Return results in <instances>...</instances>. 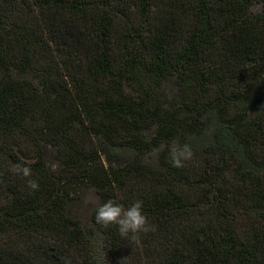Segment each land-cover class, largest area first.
<instances>
[{"label": "trees", "instance_id": "trees-1", "mask_svg": "<svg viewBox=\"0 0 264 264\" xmlns=\"http://www.w3.org/2000/svg\"><path fill=\"white\" fill-rule=\"evenodd\" d=\"M77 186L154 230L84 225ZM0 264H264V0H0Z\"/></svg>", "mask_w": 264, "mask_h": 264}, {"label": "clouds", "instance_id": "clouds-1", "mask_svg": "<svg viewBox=\"0 0 264 264\" xmlns=\"http://www.w3.org/2000/svg\"><path fill=\"white\" fill-rule=\"evenodd\" d=\"M194 151L190 144L180 145L175 143L170 149V159L174 167L181 168L186 161L192 160ZM17 174L26 178V186L32 191L39 189L37 181L27 179L31 176V169L26 164L16 165ZM143 201H135L129 208L117 203L114 199H109L96 209L95 220L98 224L107 227L116 225L121 236L136 239L137 234L154 230L147 216L142 212Z\"/></svg>", "mask_w": 264, "mask_h": 264}, {"label": "rangeland", "instance_id": "rangeland-1", "mask_svg": "<svg viewBox=\"0 0 264 264\" xmlns=\"http://www.w3.org/2000/svg\"><path fill=\"white\" fill-rule=\"evenodd\" d=\"M164 92L168 96V102L176 103L177 101V87L174 80L168 81L164 85ZM169 104V103H168ZM167 104V105H168ZM151 137V133L149 134ZM159 153L160 150H155L143 157V160L154 167H157L159 164ZM56 152L53 149L46 150V158L48 160V166L52 171L57 169V163L55 159ZM131 154H128L126 157H123V161L129 159ZM100 205V198L98 193L93 188H88L86 186H77L76 193L70 195V201L68 203V212L69 214L79 219L84 225H90V216L96 207Z\"/></svg>", "mask_w": 264, "mask_h": 264}]
</instances>
